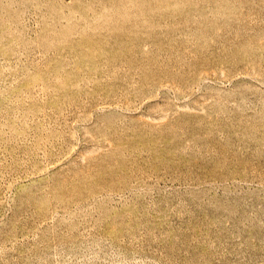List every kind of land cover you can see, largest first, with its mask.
<instances>
[{"label":"rangeland","instance_id":"1","mask_svg":"<svg viewBox=\"0 0 264 264\" xmlns=\"http://www.w3.org/2000/svg\"><path fill=\"white\" fill-rule=\"evenodd\" d=\"M0 264H264V0H0Z\"/></svg>","mask_w":264,"mask_h":264}]
</instances>
